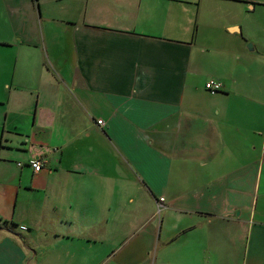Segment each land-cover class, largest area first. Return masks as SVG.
I'll return each instance as SVG.
<instances>
[{
    "label": "crops",
    "instance_id": "1",
    "mask_svg": "<svg viewBox=\"0 0 264 264\" xmlns=\"http://www.w3.org/2000/svg\"><path fill=\"white\" fill-rule=\"evenodd\" d=\"M261 2L0 0V264H264Z\"/></svg>",
    "mask_w": 264,
    "mask_h": 264
},
{
    "label": "rangeland",
    "instance_id": "2",
    "mask_svg": "<svg viewBox=\"0 0 264 264\" xmlns=\"http://www.w3.org/2000/svg\"><path fill=\"white\" fill-rule=\"evenodd\" d=\"M261 1H263V2H261L259 5H261L262 7H260L258 13H256V14L254 13V15H252V16H250V18H248V19H251V27H252V29H254V32H255L254 33V36L258 40L264 38V0H261ZM248 19H246V20H248ZM250 43H253V42H250ZM259 45L261 46V43L260 42H259ZM164 213H165V211H162L161 212L160 217H159L160 220H161V217L163 216ZM120 233L123 234L122 231ZM112 236L115 237L113 234H112ZM118 247H119V245H114L108 251V254H107V256H106V258L104 260L99 261L97 263H93L92 262L91 264H117V262H115V261H113L111 259L118 252V250H119ZM158 249H160L161 251L158 254H156V255H154V256L151 257L152 258L151 259L152 264H154L155 263V260H157L156 259V256H161L162 257L161 258L162 261H164L165 258H167V256H168V253H164V249L163 248H158ZM90 252H91V254L93 253V251H90ZM152 252H153V249L151 250L150 255L152 254ZM148 255H149V252H148ZM150 255H149V257H150ZM149 257H147L146 260L140 261L139 263H136V264H151V262L149 260ZM172 258H174V256ZM174 261H177V259L174 258L172 260V263Z\"/></svg>",
    "mask_w": 264,
    "mask_h": 264
},
{
    "label": "clouds",
    "instance_id": "3",
    "mask_svg": "<svg viewBox=\"0 0 264 264\" xmlns=\"http://www.w3.org/2000/svg\"><path fill=\"white\" fill-rule=\"evenodd\" d=\"M91 181V183L88 182ZM85 190L93 189L92 195L97 200V202H108L112 195V189L108 185L106 178L98 177L94 171L87 173L86 182L83 184Z\"/></svg>",
    "mask_w": 264,
    "mask_h": 264
},
{
    "label": "built area",
    "instance_id": "4",
    "mask_svg": "<svg viewBox=\"0 0 264 264\" xmlns=\"http://www.w3.org/2000/svg\"><path fill=\"white\" fill-rule=\"evenodd\" d=\"M206 89L209 90L211 93H216L218 91H222L223 86L220 81L210 80L206 83ZM103 121L104 120H98L97 124L101 126L104 124ZM29 163H30V167L36 173L40 172L43 166L45 165V161L43 159H32ZM163 201H165V198H160V201L158 202L159 211L165 208ZM22 228L26 229L25 226H23Z\"/></svg>",
    "mask_w": 264,
    "mask_h": 264
},
{
    "label": "water",
    "instance_id": "5",
    "mask_svg": "<svg viewBox=\"0 0 264 264\" xmlns=\"http://www.w3.org/2000/svg\"><path fill=\"white\" fill-rule=\"evenodd\" d=\"M251 46H253V45H251ZM251 46H250V49L253 48V47H251Z\"/></svg>",
    "mask_w": 264,
    "mask_h": 264
},
{
    "label": "trees",
    "instance_id": "6",
    "mask_svg": "<svg viewBox=\"0 0 264 264\" xmlns=\"http://www.w3.org/2000/svg\"><path fill=\"white\" fill-rule=\"evenodd\" d=\"M35 1H37V0H35Z\"/></svg>",
    "mask_w": 264,
    "mask_h": 264
}]
</instances>
